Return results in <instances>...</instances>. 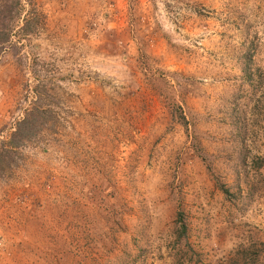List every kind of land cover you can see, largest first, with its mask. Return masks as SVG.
<instances>
[{"label":"rangeland","instance_id":"obj_1","mask_svg":"<svg viewBox=\"0 0 264 264\" xmlns=\"http://www.w3.org/2000/svg\"><path fill=\"white\" fill-rule=\"evenodd\" d=\"M0 264H264V0H0Z\"/></svg>","mask_w":264,"mask_h":264},{"label":"trees","instance_id":"obj_2","mask_svg":"<svg viewBox=\"0 0 264 264\" xmlns=\"http://www.w3.org/2000/svg\"><path fill=\"white\" fill-rule=\"evenodd\" d=\"M179 229H178V237H184L186 236V230H187V227L186 225L184 224V222L182 221V215L179 214Z\"/></svg>","mask_w":264,"mask_h":264}]
</instances>
